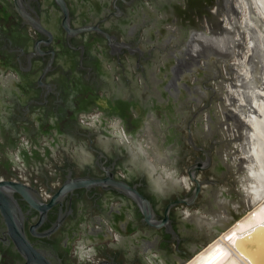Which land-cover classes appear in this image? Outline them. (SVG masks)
Segmentation results:
<instances>
[{"label":"flooded vegetation","instance_id":"flooded-vegetation-1","mask_svg":"<svg viewBox=\"0 0 264 264\" xmlns=\"http://www.w3.org/2000/svg\"><path fill=\"white\" fill-rule=\"evenodd\" d=\"M239 10L234 0H0V181H21L41 205L14 194L44 254L37 264H179L191 252L190 209L220 181V144L237 138H222L233 118L217 31ZM198 161L193 175L207 182L169 207L196 191ZM3 228L0 213V264H31Z\"/></svg>","mask_w":264,"mask_h":264},{"label":"water","instance_id":"water-1","mask_svg":"<svg viewBox=\"0 0 264 264\" xmlns=\"http://www.w3.org/2000/svg\"><path fill=\"white\" fill-rule=\"evenodd\" d=\"M259 1L234 0L236 7L241 10H239V16L235 14H232L230 18L226 16L224 26L219 29L220 31H217L222 37V44L225 46L224 50L229 58L226 59V62L222 60L224 62L223 67L227 70L224 73L227 78L225 83L228 84V88L230 85L231 91L229 92L230 94L226 95L224 102L229 104H225L223 113L226 117L228 113L233 118L229 119L230 128L228 130L223 131L221 129L222 138H226L228 135L237 138L231 141L224 140L220 144L223 151L222 153H216L217 160L219 162L221 161L224 165L222 170L219 171L220 168L217 169V178L220 181L215 186H205L198 204L199 206L190 209L191 215L197 219L200 226L191 222L189 226L190 233L194 235V239H191L188 243L191 252L187 253V257L179 264H184L188 261L195 253L205 247L208 242H211L222 231L233 224L236 219L240 218L247 210L252 208L244 180H254V177L246 174L245 167V163L253 160L250 130H254L250 127L248 112L251 111L262 116L256 109L254 103H251L253 109L250 106L251 95L257 90H264V13ZM211 30L210 28L207 29V31ZM4 78L3 75H0V86ZM231 79H234L238 85L231 83ZM236 114L241 115V122H243L244 126H241L239 122L235 123ZM141 143L142 141L139 142V144ZM146 158L156 161L152 155H148ZM189 159L192 160L193 155ZM200 163L201 161H198L197 165L191 167L189 170L192 180L197 182V189L192 197L170 203L169 207L181 201L190 204L197 197L202 183L207 182V180L199 181L193 175V170L200 167ZM157 166L159 168L163 166L162 169H165L163 162L157 161ZM80 183H84V180L80 181ZM154 183L156 189H162L160 178H156ZM214 187L216 191H213ZM15 193L22 196L37 210L40 209L39 207L41 205L35 198L31 188L27 185L18 180L0 181V213L6 227L1 230L8 232L17 247L25 250L24 253L31 264H37V259L41 258L44 254L34 246V243L28 237V231H26L24 225L26 214L16 199ZM138 199L144 206L143 212L146 219H148L146 206L149 202L140 193L138 194ZM52 203L47 206L50 207ZM59 223L60 221L55 223L51 229H48L47 234L56 229ZM157 225L159 227L166 225V231L172 232L171 225L167 224L166 221H160ZM34 226L30 228V232L32 235L37 236L38 233L35 231ZM263 232L264 230H258L256 232L250 230L244 233L242 235L243 237L248 234L250 235V237L245 238L248 241L243 245L242 241L236 246L254 264H264V237L261 236ZM47 263L50 264V260H47Z\"/></svg>","mask_w":264,"mask_h":264},{"label":"bare ground","instance_id":"bare-ground-1","mask_svg":"<svg viewBox=\"0 0 264 264\" xmlns=\"http://www.w3.org/2000/svg\"><path fill=\"white\" fill-rule=\"evenodd\" d=\"M259 4L264 13V0H260ZM256 109L262 115L252 114L250 119L251 128L256 132H251V144L253 152V160L246 163L248 175L254 177V180L246 185L249 194H253L254 200L259 198L257 203L252 206L245 214L236 219L233 224L222 231L216 238L209 242L200 251L194 254L184 264H212L213 260H218L219 264H254L251 259L242 253L241 249H237L227 237L235 234L233 238L240 237L244 233L251 230L250 225L255 224L262 216H264V98L256 99ZM250 197V196H249ZM252 201V200H251ZM250 201V202H251ZM250 237L248 234L245 238ZM221 249L220 256H214L209 260V256L213 249ZM202 258H204L202 260Z\"/></svg>","mask_w":264,"mask_h":264},{"label":"snow or ice","instance_id":"snow-or-ice-1","mask_svg":"<svg viewBox=\"0 0 264 264\" xmlns=\"http://www.w3.org/2000/svg\"><path fill=\"white\" fill-rule=\"evenodd\" d=\"M250 227H251V231L252 232H256L258 230H264V216H262L255 224L250 225ZM234 236H235V234H233L232 236L227 237V239H229L234 245H239L244 239L243 236L233 238ZM221 254H222L221 253V249H219V248L213 249V251L210 254L208 259L211 260L212 257L220 256ZM203 259L204 258H202V260ZM198 264H199V262H198ZM205 264H207V261H205ZM212 264H219V261L218 260H213Z\"/></svg>","mask_w":264,"mask_h":264},{"label":"rangeland","instance_id":"rangeland-1","mask_svg":"<svg viewBox=\"0 0 264 264\" xmlns=\"http://www.w3.org/2000/svg\"><path fill=\"white\" fill-rule=\"evenodd\" d=\"M262 98H264V90H257L255 93H253L251 95V100H252V103H254L255 107H256V104H255L256 99H262ZM252 114H255V113H253L251 111L248 112V119L251 117ZM249 124H250V127H251L250 119H249ZM251 132H252V130H250V136H251ZM245 167H246V163H245ZM246 173H247V170H246ZM244 181H245V184L246 185L249 184L250 182H252V181H249V180H244ZM248 194H249V192H248ZM249 196H250V201L252 200L250 202V205L254 206L255 205L254 203H257L258 200H259V198H258V200L257 199L254 200V198H252L253 197V194H249ZM261 236L264 237V232L261 234ZM247 241H248V239L243 240L242 245L245 244V242H247Z\"/></svg>","mask_w":264,"mask_h":264}]
</instances>
